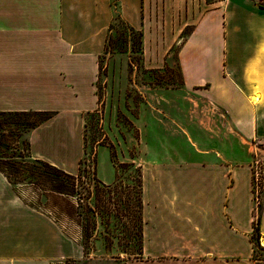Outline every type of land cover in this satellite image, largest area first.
<instances>
[{
	"label": "crops",
	"instance_id": "0c3cea01",
	"mask_svg": "<svg viewBox=\"0 0 264 264\" xmlns=\"http://www.w3.org/2000/svg\"><path fill=\"white\" fill-rule=\"evenodd\" d=\"M262 2L0 0V111L53 112L30 131L31 156L78 175L118 9L143 32L147 68L170 63L180 45L186 96L224 114L231 138L264 146ZM220 155L180 160L150 151L141 158L143 247L129 264H255V166ZM261 208L264 240V197ZM82 255L75 239L0 170V264H55Z\"/></svg>",
	"mask_w": 264,
	"mask_h": 264
},
{
	"label": "rangeland",
	"instance_id": "374dc122",
	"mask_svg": "<svg viewBox=\"0 0 264 264\" xmlns=\"http://www.w3.org/2000/svg\"><path fill=\"white\" fill-rule=\"evenodd\" d=\"M179 46L173 48L170 63L147 68L143 34L129 27L116 9L112 39L101 58L99 111L89 113L86 120V155L77 182L83 186L80 193L60 194L35 183L17 184L23 199L49 214L83 249L81 257L55 264H129L141 256V158L149 157L144 155L150 151L179 155L180 160L200 156L214 160L225 153L237 163L253 162L259 209L264 197V146L231 138L224 114L186 96L177 60ZM29 133L18 142H8L10 147L1 149V154L31 156ZM88 190L92 191L89 201L104 205L91 234L85 228L87 210L79 204L80 195H88ZM255 248L264 263V240L256 235Z\"/></svg>",
	"mask_w": 264,
	"mask_h": 264
},
{
	"label": "trees",
	"instance_id": "16d2710c",
	"mask_svg": "<svg viewBox=\"0 0 264 264\" xmlns=\"http://www.w3.org/2000/svg\"><path fill=\"white\" fill-rule=\"evenodd\" d=\"M260 5L261 7H264V2L260 3ZM113 29L114 23L110 26V33L107 38L106 51L112 39ZM132 29L135 30L134 28ZM191 31L189 33H191ZM140 32L141 34H143L142 31ZM189 33H187L186 35H188ZM186 35L184 34L183 37H185ZM52 115L53 112L48 111H0V150L8 149V147H10L8 142H18L19 139L24 135V133L31 131L33 128H35L37 125H39L41 122L48 119ZM0 170L7 176V178L13 184L15 189H17V184L21 182H30L38 184L41 188H43V190H51L60 194L74 195L76 193H80L79 189L80 187H83L77 185V182L80 181L82 177V169H80L78 175H72L58 168L57 166L50 164L49 162H46L41 159H35L32 156H6L2 155L0 152ZM141 182L142 181L140 179V186L142 185ZM98 185L99 184H96V191L94 192V194L97 195V198L100 194V189ZM104 187H109V185L104 184ZM254 189L256 194V185L254 186ZM91 194L92 191L88 190V195H80L81 202L79 203L83 206L84 209L87 210L88 221L85 224V228L87 233L89 234H91L97 228L99 223L98 217L101 216L100 211L102 210V207H104L102 203H97L96 201H89ZM255 197L257 198V195H255ZM261 209L262 208L260 204L254 221V244L255 235L259 236L260 238L262 236L260 231L262 212ZM254 260L255 264H264L262 263L263 258L258 256L256 248L254 251Z\"/></svg>",
	"mask_w": 264,
	"mask_h": 264
},
{
	"label": "built area",
	"instance_id": "2783aa9c",
	"mask_svg": "<svg viewBox=\"0 0 264 264\" xmlns=\"http://www.w3.org/2000/svg\"><path fill=\"white\" fill-rule=\"evenodd\" d=\"M258 173L255 171V181L257 180V178H258ZM255 195H257V198H256V200H257V202H258V200H259V198H258V191H257V186H256V194Z\"/></svg>",
	"mask_w": 264,
	"mask_h": 264
}]
</instances>
